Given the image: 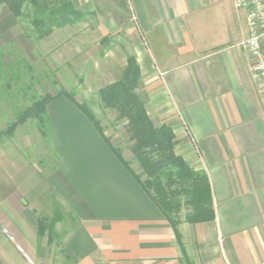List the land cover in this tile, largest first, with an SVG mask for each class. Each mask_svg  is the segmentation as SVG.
Segmentation results:
<instances>
[{"label":"crops","instance_id":"1","mask_svg":"<svg viewBox=\"0 0 264 264\" xmlns=\"http://www.w3.org/2000/svg\"><path fill=\"white\" fill-rule=\"evenodd\" d=\"M71 1L135 58L151 122L171 128L176 155L206 172L215 219L192 224L181 213L175 231L101 128L58 98L48 106L55 171L43 179L0 157V263L25 264V252L56 264L39 245L50 190L79 221L58 264H264V97L238 46L244 13L233 0ZM18 26L0 5V47L17 41Z\"/></svg>","mask_w":264,"mask_h":264},{"label":"rangeland","instance_id":"2","mask_svg":"<svg viewBox=\"0 0 264 264\" xmlns=\"http://www.w3.org/2000/svg\"><path fill=\"white\" fill-rule=\"evenodd\" d=\"M17 21L20 34L17 41L0 47L1 63L14 68L4 73L9 87L0 81V157L6 155L11 164L24 161L43 179L53 173L59 163L56 144L60 139L53 130L54 124L36 117L19 123V117L31 108L35 96L48 97L51 104L70 94L78 104L87 107L114 149L145 180L131 151L133 142L127 132L128 120L115 109L104 106L99 97V90L115 82L127 65L121 39L104 38L96 17L84 16L74 25L55 29L41 40L26 39ZM23 61L32 69L25 68ZM181 201L184 203L186 198ZM43 203L45 209L38 216L39 245L47 244L58 264L63 259L64 244L79 221L50 190ZM189 210L184 206L181 213L187 214Z\"/></svg>","mask_w":264,"mask_h":264},{"label":"trees","instance_id":"3","mask_svg":"<svg viewBox=\"0 0 264 264\" xmlns=\"http://www.w3.org/2000/svg\"><path fill=\"white\" fill-rule=\"evenodd\" d=\"M0 5L19 20L25 38L29 40L45 39L55 29L72 26L85 16L71 0H0ZM24 63L25 68L32 69L28 63ZM13 69L11 65L7 66L0 61V72L3 74L0 81L5 83V87H9L10 83L4 73ZM140 88V67L135 58L130 56L120 77L100 89L99 97L104 106L115 109L128 120L127 132L133 142L131 151L140 164L142 176H145V190L170 220L175 231L181 223L180 214L184 206L190 208L185 216L186 222L196 224L213 221L215 210L206 172L192 169L182 157L176 155L172 129L167 126L156 128L153 125L145 108V98L139 92ZM65 97L99 128L85 105L78 104L73 95L67 94ZM49 101L48 97H33L31 108L19 117V123L30 117L50 121L47 113ZM115 154L121 158L118 151ZM183 197L186 198L184 203L181 201Z\"/></svg>","mask_w":264,"mask_h":264},{"label":"built area","instance_id":"4","mask_svg":"<svg viewBox=\"0 0 264 264\" xmlns=\"http://www.w3.org/2000/svg\"><path fill=\"white\" fill-rule=\"evenodd\" d=\"M237 12H243L249 35L238 46L248 55L250 72L264 97V0H233ZM25 264H37L23 252Z\"/></svg>","mask_w":264,"mask_h":264},{"label":"water","instance_id":"5","mask_svg":"<svg viewBox=\"0 0 264 264\" xmlns=\"http://www.w3.org/2000/svg\"><path fill=\"white\" fill-rule=\"evenodd\" d=\"M1 264V263H0Z\"/></svg>","mask_w":264,"mask_h":264}]
</instances>
